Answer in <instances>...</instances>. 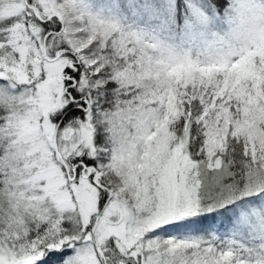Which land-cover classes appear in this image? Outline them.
I'll list each match as a JSON object with an SVG mask.
<instances>
[{
  "label": "snow or ice",
  "instance_id": "1",
  "mask_svg": "<svg viewBox=\"0 0 264 264\" xmlns=\"http://www.w3.org/2000/svg\"><path fill=\"white\" fill-rule=\"evenodd\" d=\"M0 264H264V0H0Z\"/></svg>",
  "mask_w": 264,
  "mask_h": 264
}]
</instances>
